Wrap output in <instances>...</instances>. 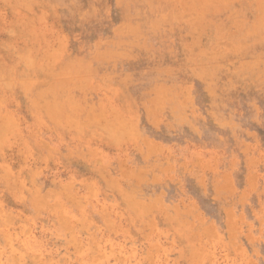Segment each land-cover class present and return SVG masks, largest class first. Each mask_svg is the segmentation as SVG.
Instances as JSON below:
<instances>
[{
    "label": "rangeland",
    "instance_id": "obj_1",
    "mask_svg": "<svg viewBox=\"0 0 264 264\" xmlns=\"http://www.w3.org/2000/svg\"><path fill=\"white\" fill-rule=\"evenodd\" d=\"M0 264H264V0H0Z\"/></svg>",
    "mask_w": 264,
    "mask_h": 264
},
{
    "label": "bare ground",
    "instance_id": "obj_2",
    "mask_svg": "<svg viewBox=\"0 0 264 264\" xmlns=\"http://www.w3.org/2000/svg\"><path fill=\"white\" fill-rule=\"evenodd\" d=\"M221 1H222V0H221ZM228 1H229V0H228ZM262 4H263V3H262ZM169 11H170V10H169ZM169 11H168V12H169ZM168 12H167V14H168ZM199 12H200V11H199ZM201 14H202V12H201ZM165 16H166V15H165ZM166 17H167V16H166ZM167 18H168V17H167ZM171 20H172V19H171ZM256 31H257V30H256ZM121 32H122V31H121ZM124 33H125V32H124ZM254 33H255V30H254ZM238 47H239V46H238ZM237 49H238V48H237ZM80 83H81V82H80ZM51 106H52V105H51ZM60 106H61V105H60ZM57 107H59V106H57ZM159 109H160V108H159ZM42 201L44 202V200H42ZM43 202H42V203H43Z\"/></svg>",
    "mask_w": 264,
    "mask_h": 264
}]
</instances>
